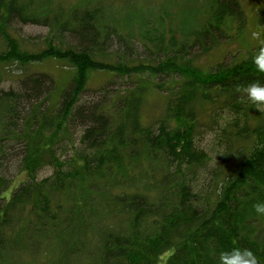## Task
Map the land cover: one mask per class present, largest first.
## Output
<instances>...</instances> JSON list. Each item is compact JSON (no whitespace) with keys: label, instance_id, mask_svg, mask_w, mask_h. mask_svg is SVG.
I'll return each mask as SVG.
<instances>
[{"label":"trees","instance_id":"obj_1","mask_svg":"<svg viewBox=\"0 0 264 264\" xmlns=\"http://www.w3.org/2000/svg\"><path fill=\"white\" fill-rule=\"evenodd\" d=\"M196 1L148 17L104 0H0V68L22 69L0 90V264H217L233 247L264 264V112L238 90L264 73L256 48L199 65L245 14ZM18 23L47 35L24 42ZM49 60L71 71L60 86L35 67ZM206 115L232 116L209 150L196 141Z\"/></svg>","mask_w":264,"mask_h":264},{"label":"rangeland","instance_id":"obj_2","mask_svg":"<svg viewBox=\"0 0 264 264\" xmlns=\"http://www.w3.org/2000/svg\"><path fill=\"white\" fill-rule=\"evenodd\" d=\"M64 3H71L75 0H59ZM176 2L180 10L186 8L191 10L194 7H198L196 0H104L108 10H122L127 13L132 11H143L144 14L149 13L157 14L160 6L165 8H171L173 2ZM240 6L244 10L245 19L243 21V28L241 32L237 30V24L234 23L225 29V37L217 47H215L208 55H204L199 59V65L203 67H209L215 64L217 61L224 59L228 53L244 55L247 51L257 48L260 42L264 41V24L258 22V11L264 9V0H238ZM136 8V9H135ZM189 8V9H188ZM18 34L22 37L24 42L37 43L47 35L48 28L45 25L27 23L16 24ZM41 70H45L50 73L57 80L58 86H60L67 76L71 74L68 67L64 66L63 62L49 60L40 65L35 66ZM22 71L20 67L12 65L6 66L3 69L0 68V90L9 89L17 86V77ZM102 81L100 74L95 73L89 80L88 86L95 87ZM112 87H119V85L112 84ZM90 94V93H89ZM89 94H86L88 96ZM232 116H225V119L221 118L217 121L209 119V117L202 116V125L200 133L196 136V141L199 146L209 150L212 147L218 146L217 135L220 132L221 127L227 124ZM213 126L214 129H210L208 126ZM16 159L10 158L6 161V169L4 174L10 176L16 169ZM50 173V169L43 168L39 175L45 176ZM10 189L6 193H9Z\"/></svg>","mask_w":264,"mask_h":264},{"label":"clouds","instance_id":"obj_3","mask_svg":"<svg viewBox=\"0 0 264 264\" xmlns=\"http://www.w3.org/2000/svg\"><path fill=\"white\" fill-rule=\"evenodd\" d=\"M251 59L256 70L264 73V41L259 43ZM238 90L249 104L254 105L260 112H264V83L253 81ZM253 209L256 214L264 216V201L254 203ZM217 264H258V258L251 249L233 247L219 251Z\"/></svg>","mask_w":264,"mask_h":264}]
</instances>
